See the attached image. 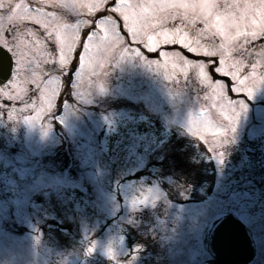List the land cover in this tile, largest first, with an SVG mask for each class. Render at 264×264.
<instances>
[{
    "label": "rangeland",
    "instance_id": "obj_1",
    "mask_svg": "<svg viewBox=\"0 0 264 264\" xmlns=\"http://www.w3.org/2000/svg\"><path fill=\"white\" fill-rule=\"evenodd\" d=\"M97 2L11 0L7 8L0 10L4 17L15 13L17 17L12 23L6 18L0 19V43L11 50L15 60L11 76L0 84V88L21 97L3 103L1 110L6 109L14 119L13 123L17 120L16 128L21 126L22 142L26 145L23 150L18 147V154H14L12 161L27 164L31 156L59 141L53 118L76 143L81 157L78 177L64 171L54 173L43 165H40L42 169L36 165L0 175V264H124L122 256H126L129 249L124 243L125 222L133 223V216L140 209L148 210L161 201L165 204L153 209L163 216L165 212V219L153 217L150 233L156 236L154 240L165 245L168 258L164 264H197L205 257L202 229L207 218L222 208L234 212L251 228L264 232L261 186L243 180L245 173L242 171H234L247 157H241L229 168L223 165L224 146H231L244 136L260 138L264 143V63L259 62L255 49L249 44L260 33L255 36L243 34L264 27L261 10L251 8L245 12L243 5H256L264 0H217L210 13L198 7L200 0H115L114 4H107L106 0L105 8L91 12L88 7L57 6L60 3L91 5ZM172 2H180L184 7L167 9L163 13L147 7ZM19 4L21 8L17 9ZM231 4L241 7L232 9ZM116 5H121V12L129 16L128 22L123 21L120 12L112 11ZM141 5L145 7L142 9ZM36 9L41 11L37 13ZM177 12L188 14L186 42L189 38L196 40L198 33L207 27L205 18L217 23L220 35L228 40L223 65L219 63V55L207 57L202 50H198V54L189 52L183 44L163 42L165 31L171 34L181 24L178 19L162 21V16ZM241 14H244L243 21ZM108 17L116 22L122 42L113 35L111 21L98 23ZM37 19L41 24H48V29L36 24ZM77 21L81 22L78 28L65 27L75 25ZM252 21H255L254 25ZM133 22L140 31L136 39L128 31ZM53 30L69 37L63 49L67 61L63 68L59 62L60 45L53 46V42L47 40L48 31ZM28 31L36 33L48 47L36 45L27 35ZM93 34L94 39L88 40L87 37ZM183 35L181 32L174 38L180 39ZM149 37L152 38L150 42ZM200 41L211 47L218 44L219 37L209 38L206 34ZM145 43H151L156 50L149 51ZM134 49H138L140 55H134ZM21 55L23 67L17 76L14 69ZM75 58L72 94L81 105L64 100L61 112L57 113L61 76L66 73L64 81H67L70 73L67 68ZM184 60L192 65L205 64V77L201 78L199 69L185 65ZM151 61L156 63L151 64ZM235 62L239 65L234 67ZM221 67L223 71H217ZM33 72L39 77L34 82ZM240 80L244 83L240 84ZM9 84L15 87H9ZM0 94L4 96L3 92ZM125 98L142 102L145 109L118 107L121 103L127 105ZM83 104H97L100 110L88 109ZM174 126L200 139L211 152L216 166L215 183L202 200H172L161 185L147 181L150 180L148 174H134L143 166L148 153L170 135ZM3 158L0 153V166ZM64 185L84 191L89 206L96 210V218L90 223L86 215L88 222L81 226L79 237L78 234L75 236L76 242L73 240V245L59 250V242L64 247L62 237H58L51 227L39 229L36 222L44 218L31 216L29 205L33 192L40 188L62 189ZM12 205L17 224L9 221L8 211ZM61 209L58 214L66 218L68 214ZM48 240L58 244H46ZM260 241L263 242V237ZM248 264H264V252Z\"/></svg>",
    "mask_w": 264,
    "mask_h": 264
},
{
    "label": "trees",
    "instance_id": "obj_2",
    "mask_svg": "<svg viewBox=\"0 0 264 264\" xmlns=\"http://www.w3.org/2000/svg\"><path fill=\"white\" fill-rule=\"evenodd\" d=\"M249 44L256 50L261 44H264V40L253 44L251 41ZM75 67V62L68 67L70 73L60 91L58 107L64 100L76 102L73 98V86L71 85L72 71ZM9 100L0 94V153L4 156L1 159L0 175L3 176L8 171L12 173V171L22 167L34 168L36 165H43L49 167V171L54 173L64 171L73 177H78L81 174L78 170L80 165L79 149L76 143L68 138L63 126L55 119L52 120L54 123L56 122L55 127L59 141L54 146L44 147L40 153L31 156L27 164L12 161V158L18 154V147L23 150L26 145L22 142L21 126L16 128L17 120L13 123L14 119L7 114L6 109L1 110L3 103L9 102ZM126 101L127 105L121 103L117 106L131 110L145 109L142 102L135 103L129 99ZM76 103L81 105V103ZM85 107L94 111L100 110L97 104H89ZM8 123H10L9 127ZM223 152H225L223 164L228 165L227 168L240 160L241 157H247L245 163L236 167L234 171H242L245 173L243 180H250L256 187L261 186L259 194L264 197V143L262 139L244 136L243 140L233 142L231 146H224ZM145 173L150 176L149 182H157L161 185L170 199L186 202L202 200L207 197V192L215 182L216 166L211 157V152L204 142L188 134L181 127L174 126L170 135L162 139L157 147L148 153L143 166L134 172L136 175ZM83 192L77 187L64 185L62 189L53 187L45 190V188H40L31 196V204L29 205L31 216L35 218L39 215L44 218V220L36 222L39 229L51 227L58 237H62L64 247L59 242L57 247L59 250H64V248L73 245V240L76 242L77 237L75 236L78 234L79 237L81 226L85 224V221L88 222L86 215L89 216L90 223L95 221L96 210L91 209L92 206H89V200ZM159 205L162 206L164 203L158 202L148 210L141 209L138 214L133 216V223L125 222L124 243L129 249L127 256H122L124 264H164L168 258L165 245L159 244L157 240H154L156 236H152L150 233V225L154 223L153 217L156 216L159 219L160 216V218L164 217L165 219L166 216L164 211L163 216L157 212V209H153ZM60 209L68 214L66 218L58 214ZM8 213L9 221L17 224L14 205L10 207ZM159 221L161 222V220ZM48 243L58 244L51 240H48L46 244Z\"/></svg>",
    "mask_w": 264,
    "mask_h": 264
},
{
    "label": "snow or ice",
    "instance_id": "obj_3",
    "mask_svg": "<svg viewBox=\"0 0 264 264\" xmlns=\"http://www.w3.org/2000/svg\"><path fill=\"white\" fill-rule=\"evenodd\" d=\"M10 3H11V0H0V10L7 8ZM114 3H115V0H107V4H114ZM57 6L60 8H70V9H75L77 7H88L90 12H91L92 9L98 10V9L105 8L106 7V0H98L97 3L91 4V5H77L75 3H72V4L60 3ZM139 7H141L143 9L145 6L141 5ZM147 7L159 9L160 12L163 13L167 9L180 10L182 7H184V5L181 4L180 2H172V3L153 4V5H148ZM230 7L232 9H234V8H238L241 6L238 4H231ZM19 8H21V4H19V7L17 9H19ZM25 8H26V6H25ZM243 8L245 9V12H247V10L251 9V8H259L261 10L260 15L264 16V2H262L260 4H256V5L245 4V5H243ZM40 11H41V9H36L37 13H39ZM112 11L114 13L120 12L121 15L123 16L124 22L129 21V19H130L129 16L125 15L123 12H121V5H116L115 7L112 8ZM187 15H188L187 12H177L176 15L162 16V21L167 20V19H172V20L178 19L180 24H181V27L175 28L171 34H169L167 31H165V33H164L165 39L163 42L164 43H180V44H183V46L185 48H187L189 52L198 53V50H202L203 55H205L207 57H216L219 55L221 57V59L219 60V63L221 65H223L225 63V60L223 57L227 52L228 40L226 37L220 35V32L217 30V23L212 22V21H208L205 18L204 23L207 25V27L204 30H202L200 33H198L196 40L193 41L189 38L186 42L185 38H187L189 36L188 32L186 31V28L189 26V23H190V21L187 19ZM234 15H235V13H233V16ZM5 18L7 19V21L9 23H12L17 18L16 13L14 15H11V16L7 15L6 17H4L2 14H0V19H5ZM243 19H244V14H241L240 20L243 21ZM109 21H111V23L113 24V35L115 36L116 40L122 42L123 38L120 36V33L118 31H116V27H115L116 22L114 20H112L111 17H108L106 19H101L98 21V23L106 24ZM35 23L40 25L44 29H48V27H49V25L46 23L41 24V21L39 19L35 20ZM83 23H88V22L84 21ZM80 24H81V22L77 21V23L75 25H65V27L78 28L80 26ZM252 24L254 25L255 21H252ZM128 31L132 34L133 39H136L140 35V31L136 28L135 22H133L128 27ZM54 32H55V36H54ZM181 32H183V34H184L183 37H181L180 39H175L174 37ZM257 33H260V35L258 36V38L256 40L252 41V44L254 42L264 40V27H262L259 31L253 30L251 32H243V34H250L253 36L257 35ZM206 34L209 35V38L219 37L218 44L212 45L211 47L202 45L201 41H200V37L205 36ZM27 35L31 36L33 38L35 44L40 46L41 48H47L48 47L47 43H44L40 39L37 38L36 33L32 32V31H28ZM94 36H95V34L89 35L87 38H88V40H92V39H94ZM16 38L18 40L20 39L19 36H17ZM68 39H69V37L67 35H64L61 32L56 31V30L48 31V33H47V40L53 42V46L57 43L60 45L59 62H60L61 68H63L67 63L63 49H64V45ZM148 40L150 42L152 40V38L149 37ZM23 42L24 41L21 40V43H23ZM5 43H7V41H5ZM193 44H195L196 46H192ZM145 47H147L149 49V51H155L156 50L155 47L152 46L151 43H145ZM69 48L71 49V45H69ZM85 50H87V45H85ZM127 51L128 50L125 49V52H127ZM133 52H134V55H140V52L138 49H134ZM23 59H24V57H23V55H21L20 59L17 60V67L14 69L17 76H19L21 74V70L23 67V64H22ZM47 62L48 61L45 60V63H47ZM153 63H156V62L151 61V64H153ZM183 63L189 67L198 68L199 69L198 75L201 78L205 77V75H206V73H205L206 65L205 64L192 65L191 62L187 61V60H184ZM237 65H239V64L235 62L234 67ZM253 70H255V69H253ZM217 71H223V68L222 67L217 68ZM225 75H227V73H225ZM32 77H33V82L39 78L35 72L32 73ZM234 78H236V77H234ZM53 79H56V78L54 77ZM239 83L243 84L244 81L240 80ZM9 87H15V85L9 84ZM220 87H223V85H220ZM235 90H240V88H236ZM248 91L250 92L251 90H248ZM0 92H3V95L7 96L9 99H21V97L19 95L12 96L9 92L4 91L2 88H0ZM24 92L26 94L27 89H25Z\"/></svg>",
    "mask_w": 264,
    "mask_h": 264
},
{
    "label": "water",
    "instance_id": "obj_4",
    "mask_svg": "<svg viewBox=\"0 0 264 264\" xmlns=\"http://www.w3.org/2000/svg\"><path fill=\"white\" fill-rule=\"evenodd\" d=\"M12 68L13 55L0 43V84L10 77ZM202 238L211 256L198 264H243L252 257L251 238L245 224L231 211L213 213L203 228Z\"/></svg>",
    "mask_w": 264,
    "mask_h": 264
},
{
    "label": "flooded vegetation",
    "instance_id": "obj_5",
    "mask_svg": "<svg viewBox=\"0 0 264 264\" xmlns=\"http://www.w3.org/2000/svg\"><path fill=\"white\" fill-rule=\"evenodd\" d=\"M40 34V33H39ZM41 35V34H40ZM42 36V35H41ZM7 47V46H6ZM76 59L77 58H75V60L73 61V63L76 61ZM75 64H76V62H75ZM76 68V67H75ZM224 165V164H223ZM229 168V167H228ZM236 168V167H235ZM235 170V169H234ZM148 182H149V180H147ZM244 220V219H243ZM246 227H247V230H248V232H249V234H250V236H251V240H252V246H253V254H252V258L249 260V261H247V262H245V263H243V264H248V263H251L252 262V259L253 258H255L256 256H259L260 255V253H261V251H263L264 252V232H260V230L258 231V230H255L254 228H251L250 226H249V224H248V222H247V225H246ZM261 237H263V242H261L260 241V238ZM202 238V237H201ZM128 248V247H127ZM205 250H206V256L205 257H202L198 262H197V264L201 261V260H203V259H205V258H207V257H210L211 255H210V253L208 252V250L205 248ZM128 249L126 250V256H127V254H128ZM256 260H260V258H257ZM255 260V261H256ZM254 261V263H257V262H255ZM114 262V261H113Z\"/></svg>",
    "mask_w": 264,
    "mask_h": 264
},
{
    "label": "clouds",
    "instance_id": "obj_6",
    "mask_svg": "<svg viewBox=\"0 0 264 264\" xmlns=\"http://www.w3.org/2000/svg\"><path fill=\"white\" fill-rule=\"evenodd\" d=\"M216 4L217 0H200L198 7L202 9L205 13H210L215 9ZM255 54L258 57L259 62L264 63V44H261L260 47L255 50Z\"/></svg>",
    "mask_w": 264,
    "mask_h": 264
}]
</instances>
